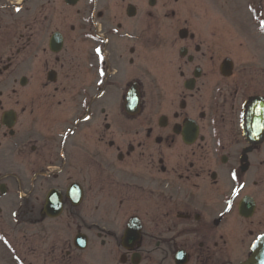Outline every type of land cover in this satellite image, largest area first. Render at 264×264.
I'll return each instance as SVG.
<instances>
[{"label": "flooded vegetation", "instance_id": "flooded-vegetation-1", "mask_svg": "<svg viewBox=\"0 0 264 264\" xmlns=\"http://www.w3.org/2000/svg\"><path fill=\"white\" fill-rule=\"evenodd\" d=\"M264 235V0H0V264H243Z\"/></svg>", "mask_w": 264, "mask_h": 264}, {"label": "water", "instance_id": "water-1", "mask_svg": "<svg viewBox=\"0 0 264 264\" xmlns=\"http://www.w3.org/2000/svg\"><path fill=\"white\" fill-rule=\"evenodd\" d=\"M243 264H264V235L253 243L251 253Z\"/></svg>", "mask_w": 264, "mask_h": 264}]
</instances>
